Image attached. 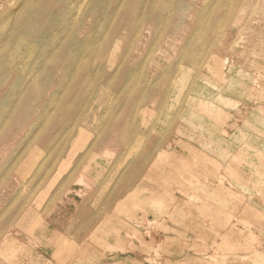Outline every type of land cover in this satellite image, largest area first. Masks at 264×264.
<instances>
[{
    "label": "rangeland",
    "instance_id": "obj_1",
    "mask_svg": "<svg viewBox=\"0 0 264 264\" xmlns=\"http://www.w3.org/2000/svg\"><path fill=\"white\" fill-rule=\"evenodd\" d=\"M0 264H264V0H0Z\"/></svg>",
    "mask_w": 264,
    "mask_h": 264
},
{
    "label": "bare ground",
    "instance_id": "obj_2",
    "mask_svg": "<svg viewBox=\"0 0 264 264\" xmlns=\"http://www.w3.org/2000/svg\"><path fill=\"white\" fill-rule=\"evenodd\" d=\"M122 2H128L129 0H121ZM142 10H143V8H142ZM258 10V9H257ZM255 13V12H254ZM113 14H116L117 16L119 15L117 12H113ZM228 59H225L224 61H227Z\"/></svg>",
    "mask_w": 264,
    "mask_h": 264
}]
</instances>
